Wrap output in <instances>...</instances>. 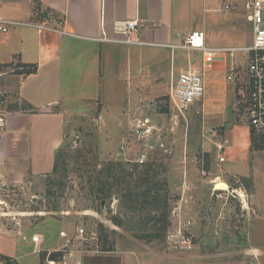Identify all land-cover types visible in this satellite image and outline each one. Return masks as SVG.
Instances as JSON below:
<instances>
[{"label": "crops", "instance_id": "obj_1", "mask_svg": "<svg viewBox=\"0 0 264 264\" xmlns=\"http://www.w3.org/2000/svg\"><path fill=\"white\" fill-rule=\"evenodd\" d=\"M0 16L18 22L8 25L6 32H0V90L6 110L5 126L0 129V183L20 187L52 170L56 152L66 138V118L97 112L101 119L104 109L110 119L111 116L122 118L128 99L157 98L163 95L159 92L163 77L171 82L179 70L188 67L189 59L198 65V52L177 47L189 32L202 31L205 44L217 48L241 45L236 34L238 24L245 31L247 23L251 27L243 0H0ZM124 20H137L141 44L99 40L103 34L108 38L118 37L113 24ZM39 23L62 33L30 25ZM194 56L198 63L191 61V58L195 60ZM114 66L118 69L115 72ZM106 72L114 82L126 80L125 100L116 98L111 103L103 100L102 82ZM207 82L205 95L213 101L209 110L219 117L222 127L221 122L228 115L227 92L230 93L232 85L225 81L219 69L208 73ZM205 101L206 98L203 110ZM225 127L220 130L223 132ZM208 133L213 136L214 129ZM217 142L213 141L214 146ZM223 163L217 161L219 166ZM201 164L211 172L203 159ZM249 195L256 197L255 192ZM250 219L244 221L243 236L248 242L253 234ZM225 223L226 220L220 221L213 235L210 224L205 231L206 225L190 222L188 230L199 229L203 234L190 250L77 249L62 264L76 261L80 264H242L203 250L201 241L207 242L209 238L216 242L230 240L232 232L224 228ZM1 236L10 237L5 233H0ZM16 237L28 240L25 233ZM40 244L41 241L38 251L33 247V253L44 251ZM2 248L0 264H8L4 258L24 264L23 254L15 246L11 250L4 245Z\"/></svg>", "mask_w": 264, "mask_h": 264}, {"label": "rangeland", "instance_id": "obj_2", "mask_svg": "<svg viewBox=\"0 0 264 264\" xmlns=\"http://www.w3.org/2000/svg\"><path fill=\"white\" fill-rule=\"evenodd\" d=\"M236 34L239 44L250 43L249 23L246 31L238 24ZM194 57L195 60L191 58V61L197 62V56ZM245 58L237 55V62L241 63ZM113 69L114 72L118 70L116 66ZM103 78V100L109 103L116 98L125 100L126 80L122 78L114 82L108 79L107 72ZM169 82L168 77L162 78L159 92L163 95L157 97L162 106L153 114L164 133L159 139L152 137L146 142L152 146L147 161L153 162L151 175L155 178H152L156 185L166 180L165 188L162 186L157 191L158 198L163 201L167 189L166 202L153 205L151 199L134 202L135 198L128 196L145 187L139 179L135 182L145 165L125 160L120 147L125 134L124 115L122 118L111 116L110 119L104 109L101 119L97 112L69 116L66 118V138L60 148L63 158L55 174L51 170L44 176L33 177L23 187L0 183V233L10 235L6 239L1 236L0 250L3 245L10 250L15 246L17 252L23 254L24 264H38V255L43 250L38 254L32 252L34 246L30 237L33 233L41 237L40 249L50 252L63 242L59 236L61 230L70 237L78 228H83L82 238L72 240L73 251L100 250L103 242L118 251H163L168 248L166 237L177 232L178 219L184 223L194 221L199 223L198 226L204 224L205 231L210 224L213 235L218 228L216 225L226 220L224 228L232 232L230 240L216 242V239L209 238L207 242L201 241L203 250L213 251L215 257L225 260L242 261V264H264V137L251 133L244 119V103L237 87L231 86L232 90L227 92L225 107L228 115L219 127V117L209 110L213 101L207 100L206 95L204 110L203 101L182 115L176 114L165 102ZM213 97H217L216 94ZM174 123L173 133L164 131ZM227 124L230 125L227 127ZM224 127L222 132L220 128ZM211 129L215 132L213 136L208 133ZM251 136L255 137L253 141H250ZM128 141L127 145L132 147L131 140ZM213 141L225 144L224 163L220 166ZM159 142L163 143V148ZM202 159L211 172L202 168ZM241 163L243 165H239ZM107 167H114L113 173L121 177V183L118 186L112 183V195L99 199L88 188L95 184L94 176ZM130 173L131 178L125 176ZM48 176L59 177L63 184L60 190L56 186L53 188L54 195L46 194ZM218 183L222 184L221 188L217 187ZM239 191L245 195L244 202ZM253 192L257 200L249 195ZM164 204L166 214L162 213ZM174 209L176 213H173ZM249 218L253 229L250 242L243 236L244 221L248 222ZM163 231L165 238H156L159 233L164 235ZM186 232L191 234L193 243H198L203 236L199 229ZM211 232L209 230L208 235ZM21 233H25L28 240L16 237ZM141 234L144 237H139ZM2 251L12 254L3 248ZM64 261L68 259L55 264ZM44 264H48L46 260Z\"/></svg>", "mask_w": 264, "mask_h": 264}, {"label": "built area", "instance_id": "obj_3", "mask_svg": "<svg viewBox=\"0 0 264 264\" xmlns=\"http://www.w3.org/2000/svg\"><path fill=\"white\" fill-rule=\"evenodd\" d=\"M243 7L251 25L250 43L212 48L205 44L202 31L189 32L177 47L188 52H198L200 54L199 66H195L189 59L188 67L179 70L177 75L171 79L165 102L176 114H184L189 108L204 101L208 73L219 69L223 72L225 81L234 88H238L237 91L244 103V119L251 133L264 137V0H243ZM16 23L18 22L0 16V32H6L8 25ZM30 25L39 30L62 33V30L44 23ZM138 28L137 20L116 21L113 24V29L114 33L119 36L108 38L103 34L99 40L121 42L128 45L141 44L142 42L138 40ZM237 55H242L247 59L245 58V61L239 63ZM161 106V100L158 98L128 99L123 118L125 134H123L120 146L126 161L137 165L148 161L149 149L152 146L146 142L152 137L159 139L160 134L164 133L162 127L153 117L154 113L159 112ZM5 118V99L0 90V129L5 126ZM175 124H171L164 131H167L168 134L173 133ZM128 139L131 140L132 147L127 145ZM159 145L164 147L161 142ZM215 146L219 154L218 161L224 162V155H222L224 143L217 142ZM126 149H131V151L128 152ZM173 213H176L175 209ZM177 225V232L166 237L168 247L178 251L190 250L193 245L192 236L186 232L189 222L184 223L178 219ZM83 231V228H78L76 234H72L70 237L64 230L59 232L63 242L58 249L54 250L63 251L62 260L73 257L72 240L82 238ZM31 240L35 244L34 251H38L40 235H32ZM46 262L48 264L57 263L48 258ZM75 264H80V262L76 261Z\"/></svg>", "mask_w": 264, "mask_h": 264}, {"label": "trees", "instance_id": "obj_4", "mask_svg": "<svg viewBox=\"0 0 264 264\" xmlns=\"http://www.w3.org/2000/svg\"><path fill=\"white\" fill-rule=\"evenodd\" d=\"M37 2V0H35ZM255 137L251 136V141H253ZM62 150L58 149V151L56 152L55 155V160H54V165H53V169L52 172L55 174V172L58 171L59 169V165L61 163V159L63 158V155L61 154ZM63 163V162H62ZM137 165V164H136ZM142 165L144 166L143 169V173L139 176H137L135 182L139 179L140 183H143V185H145V187H143L142 189L139 190H135L134 194H129V198L133 197L135 198V201H147L148 199H151V203H153V205H156L158 202L162 201L160 200L159 194H158V189H162V186L165 188L166 186V180L164 179V181L161 184H157L156 180H154V175H151V172L153 173V162H146ZM139 165V166H142ZM113 169L114 167H107V168H103L101 169L96 176H94L93 180L95 181V184L90 185L89 186V192L93 195H97L99 197V199H106L107 197H110L112 195V191H111V187L113 186L112 183H115L116 186H118L121 183V177L117 176L115 173H113ZM125 176L131 178L132 173L130 174H125ZM154 177V178H152ZM112 179V181H109V179ZM57 187L58 190H60L61 188H63V184H61V180L60 178H55V177H47V190H46V194L47 195H54V187ZM157 186H159L157 188ZM129 191V190H128ZM127 192H125V194H123L124 197L127 196ZM167 195H168V191L167 189L164 192V198H163V203L166 202L167 200ZM156 208H154V210H156L158 208V205L155 206ZM163 212L164 214L168 213L167 212V206L164 204L163 206ZM164 235L162 234H157L156 238L160 239L162 237L165 238L166 234L163 231ZM143 234L139 235V237H144L142 236ZM106 239H104L105 241ZM106 242H103V246L102 249L103 251H112L113 248L110 247L109 245L106 246ZM48 259H52L56 262H59L62 260L63 258V251L61 250H53L50 252L47 251H42V253L39 255V259H40V264H44V261ZM4 261L8 264H18L15 260H11L10 258H4Z\"/></svg>", "mask_w": 264, "mask_h": 264}, {"label": "bare ground", "instance_id": "obj_5", "mask_svg": "<svg viewBox=\"0 0 264 264\" xmlns=\"http://www.w3.org/2000/svg\"><path fill=\"white\" fill-rule=\"evenodd\" d=\"M217 187H218V188H221V187H222V184H221V183H218ZM238 194H239V196H240L242 199H243L244 196H245V195L243 194L242 191H239ZM244 201H245V200L243 199V202H244Z\"/></svg>", "mask_w": 264, "mask_h": 264}]
</instances>
